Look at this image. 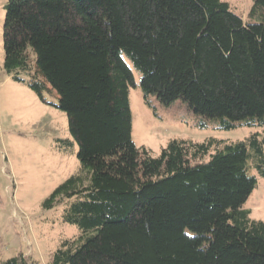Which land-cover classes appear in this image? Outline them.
Segmentation results:
<instances>
[{
	"label": "trees",
	"instance_id": "obj_1",
	"mask_svg": "<svg viewBox=\"0 0 264 264\" xmlns=\"http://www.w3.org/2000/svg\"><path fill=\"white\" fill-rule=\"evenodd\" d=\"M2 48L4 72L65 113L77 146L78 171L42 207L67 203L78 236L47 264H264V222L242 208L264 137L172 140L152 156L131 139L126 63L146 104L179 100L201 129L263 128L264 0L247 22L220 0H8Z\"/></svg>",
	"mask_w": 264,
	"mask_h": 264
},
{
	"label": "rangeland",
	"instance_id": "obj_2",
	"mask_svg": "<svg viewBox=\"0 0 264 264\" xmlns=\"http://www.w3.org/2000/svg\"><path fill=\"white\" fill-rule=\"evenodd\" d=\"M7 1L0 0V264L19 256L47 264L62 241L78 236L77 228L62 219L67 203L48 210L42 207L53 190L78 171L77 146L68 133L65 113L40 102L2 69ZM220 1L248 21L252 0ZM126 63L135 82L129 89L131 139L152 156L159 155L172 140L235 142L256 132L264 137V127L219 130L208 122L206 128H198L199 118L179 100L164 105L150 95L146 104L138 87V73ZM45 99L57 102L55 93H46ZM250 173L256 178V186L242 208L252 220L264 222V177L253 169Z\"/></svg>",
	"mask_w": 264,
	"mask_h": 264
}]
</instances>
